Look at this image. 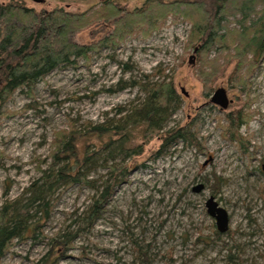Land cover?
<instances>
[{"label":"rangeland","instance_id":"1","mask_svg":"<svg viewBox=\"0 0 264 264\" xmlns=\"http://www.w3.org/2000/svg\"><path fill=\"white\" fill-rule=\"evenodd\" d=\"M148 1L0 0L37 11L61 8L91 16V24L73 40L93 46L86 59L57 68L32 91L18 89L3 107L0 209L10 200L31 196L32 183L52 162L56 132L61 130L75 128L82 144L87 141L91 152L109 159L106 167L89 174L96 184L113 176L112 165L129 166L93 227H85L82 217L97 194L95 188L61 185L49 197L50 218L42 219L35 235L14 239L0 255V264H264V56L254 66L241 65L235 74L236 61L228 62L226 52L214 50L209 59L219 57L225 71L207 95L200 73L209 70V63L195 53V44L201 45L205 37L190 41L192 23L182 16L168 15L153 21V28H135L120 42L100 43L117 29L115 19L97 13L107 2L133 11ZM202 18L197 16V21ZM237 19L229 16L230 27L237 26ZM245 57L252 62L251 53ZM170 80L177 104L160 131L146 134V144L136 140L142 153L129 157L114 143L101 151L110 135L112 141L117 136L93 135L91 125L124 122L133 105L146 97L150 82ZM221 87L231 100L226 109L211 101ZM239 111L247 121L232 131L241 142L228 132L229 115ZM181 127L196 137L199 147L182 139L163 146L162 132ZM200 184L204 188L195 191ZM210 196L230 215L224 233L207 211ZM31 214L35 216V208ZM36 216L33 221L41 214ZM66 235L74 238L67 250L54 240Z\"/></svg>","mask_w":264,"mask_h":264},{"label":"trees","instance_id":"2","mask_svg":"<svg viewBox=\"0 0 264 264\" xmlns=\"http://www.w3.org/2000/svg\"><path fill=\"white\" fill-rule=\"evenodd\" d=\"M105 6L106 8L96 12L102 18L115 19L114 22L117 23L114 34L101 40L100 43L106 45L120 42L137 27L153 28V21L168 15L182 16L191 22L193 35L189 40L199 35L196 42H201L205 37L201 45L195 44V48L198 47L195 53L203 60L206 58L209 63V70L205 69L200 73L207 95H210L215 81L225 71V68L220 69L219 57L209 59L208 56L214 50L226 52L228 62L232 59L236 61L233 71L235 74L240 73L241 65L250 63L254 66L253 63L264 56V0H173L171 3L151 0L133 11L109 2ZM231 15L238 17L235 20L237 26L233 28L230 27ZM197 16H202L204 20L197 21ZM90 17L61 8L37 11L18 2L0 3V121L5 115L3 107L15 91L22 87L32 91L40 80L57 68L75 65L76 58H87L88 51L93 46L76 43L73 35L91 24ZM250 53L252 62L245 57ZM145 91L147 94L144 100L133 105L130 113L122 118L124 122L113 127L109 123L91 125L93 135L106 137L114 133L117 136L112 141L110 135L108 143H101L106 145L101 151L104 152L106 147H110V143H114L115 149L127 153L129 157L140 155L142 144L136 145V140L142 138V143L146 144L147 133L163 128L178 101L173 81L150 82ZM246 117L244 111L229 115L232 125L228 132L231 139L237 138L241 142L242 137H236L232 129H239L247 121ZM139 124L140 129H137ZM160 136L163 146L178 139L188 141L195 147L200 146L196 137L185 127L162 132ZM80 140L81 135L75 128L56 132L53 143L55 150L50 155L52 162L48 169L42 170L41 179L32 183L31 196L24 200H21L22 197L10 200L0 209V255H3L14 239L35 235L42 219L50 218L49 197L61 185L84 184L95 188L97 194L93 196L89 210L82 217L85 227H93L102 215L114 187L127 176L129 166L112 165L113 176L96 184L97 181L90 179L89 174L96 168L103 167L102 165L106 167L108 158H99L97 151L89 150L87 141L82 144ZM78 141L81 145H86L79 146ZM34 208L35 216L38 213L41 216L33 221L35 216L31 212ZM79 231L78 229L76 232ZM67 237L54 238L55 244L69 249L74 238Z\"/></svg>","mask_w":264,"mask_h":264},{"label":"water","instance_id":"3","mask_svg":"<svg viewBox=\"0 0 264 264\" xmlns=\"http://www.w3.org/2000/svg\"><path fill=\"white\" fill-rule=\"evenodd\" d=\"M198 51V47L195 52ZM195 55L191 57L190 62H193ZM211 101L216 105H219L222 109L228 108L231 100L228 97L227 90L224 87L218 88L212 95ZM204 188L203 184H200L195 191H201ZM207 211L210 216L215 218L218 230L221 233L228 231L230 226V215L228 211L220 205L214 196H210L206 201Z\"/></svg>","mask_w":264,"mask_h":264},{"label":"flooded vegetation","instance_id":"4","mask_svg":"<svg viewBox=\"0 0 264 264\" xmlns=\"http://www.w3.org/2000/svg\"><path fill=\"white\" fill-rule=\"evenodd\" d=\"M36 1H38V0H36Z\"/></svg>","mask_w":264,"mask_h":264}]
</instances>
